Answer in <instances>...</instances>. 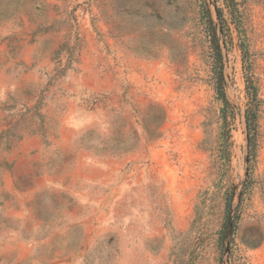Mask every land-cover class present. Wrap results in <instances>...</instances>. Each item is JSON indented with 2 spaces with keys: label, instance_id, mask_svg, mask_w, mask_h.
Instances as JSON below:
<instances>
[{
  "label": "rangeland",
  "instance_id": "1",
  "mask_svg": "<svg viewBox=\"0 0 264 264\" xmlns=\"http://www.w3.org/2000/svg\"><path fill=\"white\" fill-rule=\"evenodd\" d=\"M0 264H264V0H0Z\"/></svg>",
  "mask_w": 264,
  "mask_h": 264
},
{
  "label": "trees",
  "instance_id": "2",
  "mask_svg": "<svg viewBox=\"0 0 264 264\" xmlns=\"http://www.w3.org/2000/svg\"><path fill=\"white\" fill-rule=\"evenodd\" d=\"M215 74H216V85L218 86V87H216V92L218 93V96L223 100L225 106H228V103H227V101L224 98L223 88H222V85H221V81H222L221 71L218 70V71H216ZM248 128H249V123H248Z\"/></svg>",
  "mask_w": 264,
  "mask_h": 264
},
{
  "label": "crops",
  "instance_id": "3",
  "mask_svg": "<svg viewBox=\"0 0 264 264\" xmlns=\"http://www.w3.org/2000/svg\"><path fill=\"white\" fill-rule=\"evenodd\" d=\"M64 125L68 128V126H69L70 124H68V121H65V122H64ZM70 126L78 127L79 125H77V124H72V125H70ZM36 140H37L36 137H29L28 139H26V140L23 142L22 147H24L26 150H28V148H29V143L32 142V141H36ZM59 142H61V143H68V139H65V137L62 136V137H60ZM26 150H24V151H26Z\"/></svg>",
  "mask_w": 264,
  "mask_h": 264
}]
</instances>
